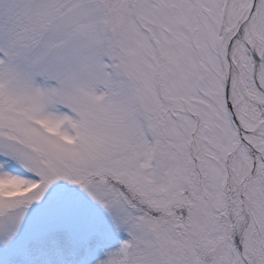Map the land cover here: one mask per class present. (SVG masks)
<instances>
[{"label": "rangeland", "instance_id": "obj_1", "mask_svg": "<svg viewBox=\"0 0 264 264\" xmlns=\"http://www.w3.org/2000/svg\"><path fill=\"white\" fill-rule=\"evenodd\" d=\"M223 3L0 0V264H264V157L227 122Z\"/></svg>", "mask_w": 264, "mask_h": 264}, {"label": "bare ground", "instance_id": "obj_2", "mask_svg": "<svg viewBox=\"0 0 264 264\" xmlns=\"http://www.w3.org/2000/svg\"><path fill=\"white\" fill-rule=\"evenodd\" d=\"M249 2L250 0H225L215 45L222 66V75L229 79V101L233 108L231 117L233 118L234 124L243 139L247 137V133L253 134V136L255 135L254 137L258 138H247V143L259 155L264 156V122L259 117H253L248 110H242L240 108L241 96L238 94L236 87V76L239 77L240 75L245 46L240 40L234 38L235 40H233L230 51V59L226 55L227 45L233 39L234 33L248 8ZM252 20L254 24L249 22L246 25L242 32V38L244 39L245 31L250 32L252 36L251 48L255 51L256 45L258 44L264 52V40L258 38V33H261L264 37V0H257ZM259 83L264 88V78Z\"/></svg>", "mask_w": 264, "mask_h": 264}, {"label": "water", "instance_id": "obj_3", "mask_svg": "<svg viewBox=\"0 0 264 264\" xmlns=\"http://www.w3.org/2000/svg\"><path fill=\"white\" fill-rule=\"evenodd\" d=\"M256 2H257V0H250L248 8H247L245 14L243 15L235 33H234L233 39L227 45L226 55L230 59L231 46L233 44V40H235V39L242 41L244 43L245 47L249 50V52H250V54L254 60V67H253V71H252V81L255 85L257 92L263 96V100H258L254 97H250L249 95H247L243 89L242 83H241L240 78L238 76H236V87L238 90V94H240V96H241L240 101H245L248 104H253V105H256V106L262 108L263 114H264V88L259 86V84L256 80V77H255L258 64L261 63L264 67V52H261L260 58H258L257 55L255 54V52L250 48V46L242 38L243 29H244V27H246V25L248 24V21L250 20V17H251L252 12L255 8ZM232 65H234V64L232 63ZM223 85H224V96H225V100H226V109H227L230 120L233 121V118L231 117L233 108H232V105L229 101L230 85H229V79L226 76L223 77ZM247 134H250V133H247Z\"/></svg>", "mask_w": 264, "mask_h": 264}, {"label": "trees", "instance_id": "obj_4", "mask_svg": "<svg viewBox=\"0 0 264 264\" xmlns=\"http://www.w3.org/2000/svg\"><path fill=\"white\" fill-rule=\"evenodd\" d=\"M110 21V20H109ZM222 200H224V199H222ZM174 204H176V203H174ZM175 206H178L177 207V210H176V212L177 213H174V215H175V217L176 218H179V219H181V220H186V219H191V222L193 223V221H192V218L190 217V216H188V214H186V208H187V204H186V202H184V201H181V203L180 202H177V204L175 205ZM180 209V212H178V210ZM224 213V212H223ZM193 214V213H192ZM171 217V216H170ZM184 217H186V218H184ZM172 218V217H171ZM176 218H174L173 217V219H174V222H175V219ZM214 219H216V218H214ZM196 224H195V226H194V230L195 231H197L198 232V230H197V228H196ZM220 225H216V230H217V232L215 231V233H214V235H216L217 233H221L222 231H221V226L219 227ZM176 232H173L172 233V236H173V238H174V240H175V242H176V244L178 245L179 243H181L180 242V239H179V237L177 236V234H175ZM201 238V242L199 243L198 242V244H197V246H200V244L203 242V241H207L206 239H205V237L202 239V237H200Z\"/></svg>", "mask_w": 264, "mask_h": 264}]
</instances>
